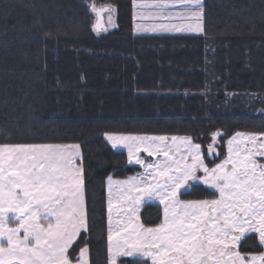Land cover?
<instances>
[{
    "label": "trees",
    "instance_id": "obj_1",
    "mask_svg": "<svg viewBox=\"0 0 264 264\" xmlns=\"http://www.w3.org/2000/svg\"><path fill=\"white\" fill-rule=\"evenodd\" d=\"M93 3L114 29L94 30ZM133 12L134 0H0V144H80L89 226L70 255L88 246L89 264H109L107 176L141 170L105 133L189 135L213 165L235 132H264V0H203L201 33L137 34ZM142 218L161 222V205ZM240 248L263 251L256 234Z\"/></svg>",
    "mask_w": 264,
    "mask_h": 264
},
{
    "label": "snow or ice",
    "instance_id": "obj_2",
    "mask_svg": "<svg viewBox=\"0 0 264 264\" xmlns=\"http://www.w3.org/2000/svg\"><path fill=\"white\" fill-rule=\"evenodd\" d=\"M177 6L184 11L173 13ZM89 7L97 17L94 30L107 31L101 15L111 7ZM151 8L161 19L196 23L187 29L138 25L137 31L203 32L201 0H179L178 5L156 0ZM220 135L212 134L213 143ZM105 136L113 148L127 149L129 163L144 167L127 180L108 177L111 264L137 256L141 260L135 264H264V251L239 250L252 233L264 247V132H237L227 141L226 158L214 167L205 163L201 145L191 136ZM141 152L158 159L146 163ZM208 152H215L212 145ZM80 159L78 144H0V264H73L69 250L89 226ZM201 183L217 198L181 199ZM152 201L163 206V219L149 227L139 212ZM75 264H89L87 247Z\"/></svg>",
    "mask_w": 264,
    "mask_h": 264
},
{
    "label": "rangeland",
    "instance_id": "obj_3",
    "mask_svg": "<svg viewBox=\"0 0 264 264\" xmlns=\"http://www.w3.org/2000/svg\"><path fill=\"white\" fill-rule=\"evenodd\" d=\"M155 2H156V0H134V12L133 13H134V23H135L134 30H135V33H137V34H162V33H177L178 32V31H151V30H147V31H137V26L138 25L141 26V27H143V28H145V29H151L153 26H158L161 23H167V24H174V25H177V26H180V27H183V28L187 29L188 25L195 24L196 23L195 20H192V19H179V18H176L175 16L171 20L161 19V18L157 17V15L155 13V10L153 8H151V5L154 4ZM169 2L170 3H176L178 5L179 0H169ZM201 5H202V9H203V0H201ZM182 11H184V10L181 9V8H179L178 6L173 9V13L182 12ZM109 15L111 16V22H109V20H108ZM202 16H203V12H202ZM145 17H147L150 20L149 21H144L143 19H145ZM104 19H105V22H106V25H107V27H106L107 31L108 30H111V29H114L116 27L115 14H114V12H113L112 9H111L110 12H108V11L104 12ZM201 23H202V21H201ZM202 26H203V24H202ZM180 32H183V33H192L194 31H187V30H185V31H180ZM237 132H240V133H260V132H250V131H237ZM237 132H235L233 135H231L227 139V141L229 139H231ZM107 133L108 134H123V135H148V136H161V135H163V136H169V137H171V136H178V137L189 136V135H183V134H143V133H116V132H107ZM217 137H216V142L215 143H213V141H212L209 144V145H212L213 148L215 149V152L212 153V154H210L208 152V156L211 157V158H214L217 155V153H218V150L216 148V143L218 142ZM227 141H226V155H225V157L222 158V159H220L219 161H217L215 164L220 163L221 161H223L226 158V156H227V148H228ZM193 143H198V142L194 141V139H193ZM17 144H23V143H17ZM37 144H61V145H76V144H78L80 146L79 143H74V142H71V143H37ZM110 145H111V143H110ZM114 149H116V150H123V151H126V153H127V149L126 148H123V147H117V148H114ZM201 152H202V155L204 156V153H203V150H202V146H201ZM80 154H81V159L78 160L77 163L80 164L81 167H82V169H83V165H82V149H81V146H80ZM140 157L142 159H144L146 163H151L154 160L158 159L157 157H149L144 152H141L140 153ZM204 159H205V156H204ZM261 162H264V159H261ZM205 163L208 164L207 161H206V159H205ZM130 164L139 166L141 168V170L138 171V172H136V173H133V174H129L127 176H124V177H117V176H114V175H108L107 176L106 181H105V183H106V192H107V205H108V183H107L108 177L111 176L113 180H127L129 177L136 176L137 174L144 172V167L142 165H137V164H134V163H130ZM215 164H213V165H209L208 164V166L209 167H214ZM198 175H202V173H198ZM83 181H84V169H83ZM205 186H207V185H205ZM83 187H84V184H83ZM207 187H209V186H207ZM210 189H212V188H210ZM212 190H214V189H212ZM84 197H85V193H84ZM215 198H217V196L216 197H213V198H201V199H192V198H182L181 197L182 200H204V199H215ZM150 203H157V202L156 201H152ZM114 204H115V201H114ZM144 206L140 209V212H139L140 219H141V221L146 226L154 227L157 224H147V223L144 222V220L142 218V209L144 208ZM85 207H86V204H85ZM161 208H163L162 205H161ZM107 216H108V212H107ZM162 219H163V212H162ZM161 222H162V220H161ZM161 222H159V223H161ZM252 234H255V233H252ZM242 241L240 242V245H241ZM85 247H87V249H88V261H89V248H88V246H83L81 249H83ZM239 250L242 253H246V254L247 253L259 254L261 252V251H259V252H243L241 250L240 246H239ZM263 251H264V247H263ZM69 254H70V250H69ZM78 257H79V253L77 255V258ZM137 257H139V256H137ZM76 259H73V264H75ZM109 264H111L110 253H109Z\"/></svg>",
    "mask_w": 264,
    "mask_h": 264
},
{
    "label": "water",
    "instance_id": "obj_4",
    "mask_svg": "<svg viewBox=\"0 0 264 264\" xmlns=\"http://www.w3.org/2000/svg\"><path fill=\"white\" fill-rule=\"evenodd\" d=\"M101 23H102V25H103L104 28L107 27V25L105 23V19H104V13H102V15H101Z\"/></svg>",
    "mask_w": 264,
    "mask_h": 264
},
{
    "label": "crops",
    "instance_id": "obj_5",
    "mask_svg": "<svg viewBox=\"0 0 264 264\" xmlns=\"http://www.w3.org/2000/svg\"><path fill=\"white\" fill-rule=\"evenodd\" d=\"M203 17V16H202ZM144 21H149L150 19H148L147 17H145V19H143ZM106 23V22H105ZM203 24V23H202ZM134 25H135V23H134ZM180 27V26H179ZM203 27V26H202ZM177 33H183V32H180V31H178ZM192 33H201V32H192Z\"/></svg>",
    "mask_w": 264,
    "mask_h": 264
}]
</instances>
